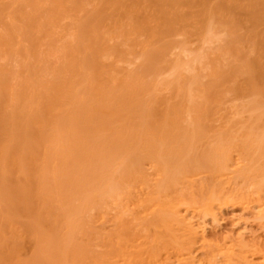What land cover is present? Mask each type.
Returning <instances> with one entry per match:
<instances>
[{
    "label": "bare ground",
    "instance_id": "bare-ground-1",
    "mask_svg": "<svg viewBox=\"0 0 264 264\" xmlns=\"http://www.w3.org/2000/svg\"><path fill=\"white\" fill-rule=\"evenodd\" d=\"M0 264H264V0H0Z\"/></svg>",
    "mask_w": 264,
    "mask_h": 264
}]
</instances>
